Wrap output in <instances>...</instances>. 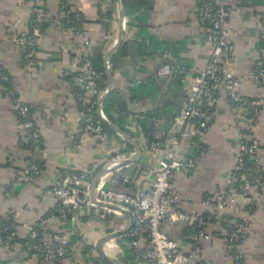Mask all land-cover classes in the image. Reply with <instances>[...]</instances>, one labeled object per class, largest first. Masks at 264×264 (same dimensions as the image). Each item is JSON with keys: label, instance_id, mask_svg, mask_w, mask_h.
I'll return each instance as SVG.
<instances>
[{"label": "crops", "instance_id": "obj_1", "mask_svg": "<svg viewBox=\"0 0 264 264\" xmlns=\"http://www.w3.org/2000/svg\"><path fill=\"white\" fill-rule=\"evenodd\" d=\"M62 1L40 0L48 23L26 64L20 41L33 32L36 0H0V70L10 79L19 102L31 108L41 136L37 148H21L18 121L10 103L0 100V220L11 218L18 238L9 247L0 241V264H48L23 247L27 237L24 227L39 226L48 219L45 240L70 236V253L63 264H107L97 252L98 241L123 230L128 218L106 214L102 219L98 208L84 206L69 218L58 213L56 200L46 192L64 177L82 178L89 187L100 170L128 160L133 162L107 174V179L117 174L130 183L117 186L108 182L106 189L130 195L147 188L166 151L162 148L148 155L149 134L154 127L168 134L179 131L176 119L191 95L193 78L205 69L212 54L206 43L209 29L198 15L197 0H123L122 21L119 0H74L91 45L93 64L105 70V75L110 72V95L116 94L117 104L104 112L105 100L101 112L112 127L130 139L123 140L108 127L113 135L104 131L106 140L99 144L82 133L84 118L68 78L75 71L77 52L74 38L61 27ZM219 2L229 12L228 38L235 53L234 63L225 64L223 71L240 81V96L260 102L261 121L254 135L260 143L258 158L264 169V89L254 76L258 37L264 30V0ZM166 54L174 60L165 58ZM164 66L169 69L167 75L161 73ZM108 86L106 76V93ZM233 114V106L220 88L216 103L209 109V128L196 141L198 149L181 143L184 156L200 158L196 170L177 174L174 179L180 210L200 211L203 200L224 188L238 141ZM199 150L204 151L199 154ZM29 162L41 168V175L30 183L18 182ZM243 212L239 208L228 210L221 218L237 219ZM222 228L213 221L206 229L207 237L196 242L201 264H231L218 235ZM162 231L182 253L194 252L185 225L162 226ZM124 235L107 242L102 252L113 264L115 259L121 264H137L135 255L128 260L121 247L131 249L128 243H118ZM147 241L146 237L141 241V252L150 249ZM243 256L244 264H264V189L250 218Z\"/></svg>", "mask_w": 264, "mask_h": 264}, {"label": "built area", "instance_id": "obj_2", "mask_svg": "<svg viewBox=\"0 0 264 264\" xmlns=\"http://www.w3.org/2000/svg\"><path fill=\"white\" fill-rule=\"evenodd\" d=\"M63 1L67 12L73 14L75 20H79L80 12L74 0ZM197 3L198 15L209 29L206 43L211 47V58L205 69L193 78L191 95L176 119L177 124L180 125L179 131L168 134L154 127L149 134L146 146L148 155H154L162 148L166 150L165 155L158 160L151 184L140 192L127 195L112 192L106 189V185L110 182L112 185L126 186L130 183L128 178L113 175L111 179H107L106 175L100 178L96 185L95 202L90 200L89 187L84 186L82 178H61L46 192V195L56 200L58 213L75 215L83 206L96 208L99 204L129 210L134 224L124 237L128 240V246L135 251L137 264H201L195 252L196 242L207 237L206 229L213 221L227 224L218 235L222 236L231 257V264H244L243 244L248 236L250 218L264 189V169L258 158L260 143L254 135L255 127L261 121L260 102L240 96L238 91L240 81L223 71L225 64L231 65L235 61L234 47L228 38L229 12L219 0H197ZM33 14V32L20 41L23 52L25 51L23 59L26 64L30 62V54L37 47L41 37L40 30L47 25L49 17L41 8L40 0H36ZM262 22L264 23V15ZM68 24L69 22L62 23L61 27L69 31L74 38L73 46L77 52L75 71L68 76L72 84L73 97L84 118L82 133L99 144H104L106 140L104 124L109 123L99 108V101L106 93V90L101 88L102 73L93 66L91 45L83 27ZM258 40L254 76L260 88L264 89V30ZM164 57L174 60L170 54ZM161 73L167 75L168 67L164 66ZM7 83L8 77L0 75V100L10 103L18 121L21 134L20 146L24 149L37 148L41 136L34 124L33 112L29 106L19 102L14 91L6 86ZM220 88L224 89L233 106V122L238 133L232 170L226 178L224 188L201 202L202 210L182 211L179 209L174 179L177 174L196 170L200 157L184 156L181 153V143L187 142L189 146L198 149L196 141L202 138L209 128V109L216 103ZM203 151L199 150V154ZM246 159L251 160L250 169L246 167ZM41 172L38 165L29 162L17 181L30 183L38 178ZM80 195L84 196L82 201L79 200ZM100 208L102 219L106 214H119L103 206ZM236 208L244 211L237 220L221 218L223 212ZM4 221L5 224L0 227V241L5 247H9L15 244L18 238L14 221L11 218H6ZM50 222L51 220L48 219L39 223L41 238L38 237L36 226H25L27 237L23 247L27 252L38 255L44 263L62 264L67 256L68 239L65 235H57L51 241L45 240L44 230ZM171 224H182L188 228L194 252L182 253L162 231V226ZM227 228L231 231L228 232ZM1 234H4L3 237ZM144 236L149 240L150 249L147 252L140 251V243Z\"/></svg>", "mask_w": 264, "mask_h": 264}, {"label": "water", "instance_id": "obj_3", "mask_svg": "<svg viewBox=\"0 0 264 264\" xmlns=\"http://www.w3.org/2000/svg\"><path fill=\"white\" fill-rule=\"evenodd\" d=\"M119 7H120V13H119V18H120V21H122V19L124 18V1L123 0H119ZM123 33V32H122ZM121 33V34H122ZM121 40V39H120ZM119 40V42H120ZM114 51V50H113ZM109 57V54L106 56V59H108ZM106 76L108 78V82H109V86L107 88V93L100 99L99 101V108H102L103 106V103L104 101L107 99V97L110 95L111 93V90H112V80H111V75H110V72L107 70L106 71ZM105 125H107L111 130H113V132H115L119 137H121L123 140L125 141H130V139L124 135L122 132H120L118 129L112 127L110 124H107L105 123ZM136 151V156H139L140 155V151L135 149ZM133 161L132 160H128V161H124V162H121V163H117L115 165H111L107 168H103L102 170H100L96 176L93 178L92 182L90 183L89 185V188H88V193H89V198L90 200L92 201H96L95 200V196H94V190L96 188V185L98 183V181L100 180V178L106 176L107 174H110V173H113L114 171H116L117 169L123 167V166H126L130 163H132ZM99 206H103L104 208L106 209H109V210H113V211H116L118 212L119 214L123 215V216H126L128 218V224L127 226L119 231V232H116V233H113V234H110V235H107L106 237L104 238H101L99 241H98V244H97V252L98 254L102 257V259L107 263V264H113L108 258H106V256L104 255V253L102 252V249H103V246L109 242L110 240H113V239H116L122 235H124L125 233H127L133 226L134 224V220H133V216H132V213L129 211V210H126V209H123V208H120L118 206H113V205H101L99 204Z\"/></svg>", "mask_w": 264, "mask_h": 264}, {"label": "trees", "instance_id": "obj_4", "mask_svg": "<svg viewBox=\"0 0 264 264\" xmlns=\"http://www.w3.org/2000/svg\"><path fill=\"white\" fill-rule=\"evenodd\" d=\"M61 13H62V16H63V18L61 19V23H66V22H69V24L68 25H70V26H76V27H79V26H81V27H83V19H82V16H81V14H80V19L79 20H75V18H74V16H73V14H70V13H68L67 12V10L65 9V7H64V1H62V6H61ZM46 26L47 25H45V26H43L42 27V29L40 30V34L41 35H43V32H44V30L46 29ZM34 51V50H33ZM93 66H94V68L96 69V70H98L99 72H101L102 73V80H101V88L102 89H105L106 88V75H105V70H103V69H101V67H96L94 64H93ZM0 75H2V76H7L2 70H0ZM8 77V76H7ZM69 79H70V77H68ZM6 86L9 88V89H12V86H11V83H10V79L8 78V83L6 84ZM15 94V93H14ZM15 96L17 97V95L15 94ZM115 96H116V94H114V93H112L111 95H109V97L106 99V101H105V103H104V112L105 111H107V108L108 107H110L112 104H117L115 101ZM118 113H121V111H120V109H118V106H117V110H116ZM111 121V120H110ZM112 122V121H111ZM123 129V128H122ZM104 131L105 132H107L109 135H113V132L108 128V126L107 125H105L104 124ZM246 162H247V165H246V167L247 168H251V160L250 159H246ZM84 199V196L83 195H80L79 196V200L80 201H82ZM56 214H57V212H56ZM64 214L65 215H68L69 216V214H67L66 212H64ZM69 218H70V216H69ZM225 220H229V218L228 219H225ZM237 220V219H236ZM5 224V221H3V220H0V226L2 225H4ZM222 225V227H224V229L226 228V226H227V224L226 223H223V224H221ZM36 230L38 231V234H39V238H41V236H42V233H41V231H40V229H39V226H37L36 225ZM227 230H228V232H230L231 230L230 229H228L227 228ZM3 235L4 234H1V237H3ZM146 236H144V238H145ZM147 238V237H146ZM122 242H128V240L125 238V237H121L120 239H119V241H118V243H122ZM73 243V242H72ZM70 247H71V242L69 243V247H68V253H69V249H70ZM121 247H122V249L123 250H125V253H126V255H127V259L128 260H131V258L130 257H132V255L134 256L135 255V251L131 248V249H126V248H124V246L123 245H121ZM148 251V250H147ZM147 251H144V252H147ZM29 253H31V252H29ZM40 258V257H39Z\"/></svg>", "mask_w": 264, "mask_h": 264}, {"label": "rangeland", "instance_id": "obj_5", "mask_svg": "<svg viewBox=\"0 0 264 264\" xmlns=\"http://www.w3.org/2000/svg\"><path fill=\"white\" fill-rule=\"evenodd\" d=\"M121 138V137H120ZM114 176H119V175H114ZM113 177V175H111L110 177H108L109 179H111ZM124 177V176H123ZM125 178H127V177H125ZM87 198V197H86ZM86 207V206H85ZM101 206H97L96 208H98L97 210H99L100 212H102V210H101V208H100ZM89 208H91V207H89ZM112 215V214H111ZM112 216H115V215H112ZM119 229H117V230H115V231H113V232H116V231H118ZM112 233V232H111ZM63 235H65V234H63ZM66 237H67V239H68V244H67V256H66V258H65V260L67 259V257H68V255H69V253H70V249H69V253H68V247H69V243H70V236L69 235H65ZM143 239H145L144 237H142V240ZM148 240V239H147ZM148 242V244H149V240L147 241ZM128 243V242H127ZM141 244V243H140ZM113 245H114V243H113ZM115 246V245H114ZM114 250H116V251H118L117 249H116V247L114 248ZM113 257V256H112ZM64 260V261H65ZM115 262H116V264H121L117 259H115ZM64 262H62V264H63Z\"/></svg>", "mask_w": 264, "mask_h": 264}]
</instances>
